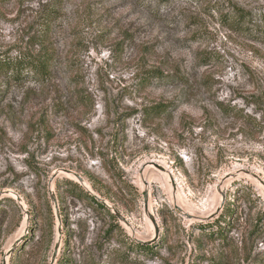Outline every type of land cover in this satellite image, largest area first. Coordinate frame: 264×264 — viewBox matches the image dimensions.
Listing matches in <instances>:
<instances>
[{"label":"rangeland","instance_id":"rangeland-1","mask_svg":"<svg viewBox=\"0 0 264 264\" xmlns=\"http://www.w3.org/2000/svg\"><path fill=\"white\" fill-rule=\"evenodd\" d=\"M0 55L53 59L0 75V264H264V0H0Z\"/></svg>","mask_w":264,"mask_h":264},{"label":"trees","instance_id":"trees-1","mask_svg":"<svg viewBox=\"0 0 264 264\" xmlns=\"http://www.w3.org/2000/svg\"><path fill=\"white\" fill-rule=\"evenodd\" d=\"M9 1V0H2ZM53 11L47 14V18L49 21L53 18ZM236 16V24L240 25L244 22L250 20L249 13L243 12L241 10H237L234 12ZM53 61L49 56L44 57H33V56H22L16 59H11L0 55V75L5 76L9 80H12L16 83H22L28 79H37L40 81H47L50 77V65ZM154 73L151 72L150 76H154ZM157 108V107H156ZM155 109V108H154ZM162 109V108H161ZM162 110H165L164 108ZM161 112V111H158ZM67 183L72 185L73 191L82 193L83 189L78 185L77 182L72 180H67ZM146 250H150L151 248L148 245H139Z\"/></svg>","mask_w":264,"mask_h":264},{"label":"water","instance_id":"water-1","mask_svg":"<svg viewBox=\"0 0 264 264\" xmlns=\"http://www.w3.org/2000/svg\"><path fill=\"white\" fill-rule=\"evenodd\" d=\"M77 180L82 183L83 182V179L80 177V176H77ZM117 216H119V214H116Z\"/></svg>","mask_w":264,"mask_h":264}]
</instances>
